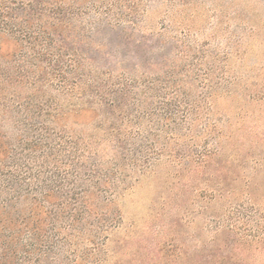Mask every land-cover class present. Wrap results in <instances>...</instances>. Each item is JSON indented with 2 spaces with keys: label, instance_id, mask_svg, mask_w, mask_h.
<instances>
[{
  "label": "trees",
  "instance_id": "1",
  "mask_svg": "<svg viewBox=\"0 0 264 264\" xmlns=\"http://www.w3.org/2000/svg\"><path fill=\"white\" fill-rule=\"evenodd\" d=\"M196 2L0 0V264H264L253 192L255 210L232 208L207 240L179 235L176 186L211 176L231 83L229 53L199 43ZM158 172L169 195L148 241L123 203ZM209 177L210 200L237 199Z\"/></svg>",
  "mask_w": 264,
  "mask_h": 264
},
{
  "label": "rangeland",
  "instance_id": "2",
  "mask_svg": "<svg viewBox=\"0 0 264 264\" xmlns=\"http://www.w3.org/2000/svg\"><path fill=\"white\" fill-rule=\"evenodd\" d=\"M194 14L199 43L207 42L220 55L229 53L225 72L231 83L215 101L223 149L210 162L211 176L206 170L196 178H181L176 186L179 235L188 246L213 236L215 222L232 218L229 213L237 205L255 210L243 199L247 192L255 194L257 207L264 213V0H197ZM208 177L213 184L210 188L219 183L223 192L236 190L237 199L223 194L210 200L211 192L202 183ZM164 180L160 172L145 177L123 203L124 223L135 222L134 233L148 241L153 240L148 231L153 222L150 210H158L163 205L161 196L168 194ZM121 237L116 234L108 248L116 251ZM126 243L134 248L135 240L130 237ZM123 256L122 262L133 264L129 256Z\"/></svg>",
  "mask_w": 264,
  "mask_h": 264
}]
</instances>
